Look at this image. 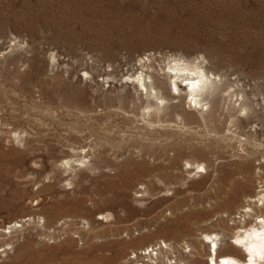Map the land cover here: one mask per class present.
<instances>
[{"label": "rangeland", "instance_id": "obj_1", "mask_svg": "<svg viewBox=\"0 0 264 264\" xmlns=\"http://www.w3.org/2000/svg\"><path fill=\"white\" fill-rule=\"evenodd\" d=\"M262 197L264 0H0V264H212Z\"/></svg>", "mask_w": 264, "mask_h": 264}, {"label": "bare ground", "instance_id": "obj_2", "mask_svg": "<svg viewBox=\"0 0 264 264\" xmlns=\"http://www.w3.org/2000/svg\"><path fill=\"white\" fill-rule=\"evenodd\" d=\"M147 66L146 68H152L150 64ZM142 67L144 68L145 66ZM168 68H169L168 74L174 79L172 84L173 85L172 90L174 91V93L178 94L179 92L183 91L186 94V98L189 99L190 103H192L195 107L201 105L202 100H200V98L205 96L208 97L211 94H213L212 96H214L213 84L209 82L210 77L208 75H205L203 73L204 71L200 70L197 65L194 66L188 64L185 65L182 62L174 61L172 62V64L168 66ZM125 70L128 75L125 79L124 82L125 84H129V85L135 84L136 86L143 88L147 92V95L149 97L152 96V87L147 86L146 84L147 81L145 82V75L142 74L141 68H140L141 71L139 73H136L137 69L134 70L135 71L134 73H132L133 72L132 67L129 68L128 70L127 69ZM128 72L129 73L131 72V74H129ZM179 79H182V81L178 82ZM243 110L245 111L246 108L244 107ZM250 171L251 169L249 168V166L243 167L240 173L242 175V178L244 179L249 178L248 176L251 173ZM263 199L264 197L260 198L261 201H263ZM251 225L253 226H250L251 228H249V230H244L243 234H239L231 242V248H234V250L231 249L230 251H226L224 252L223 256H220L218 258L214 257L215 260L212 259L214 260L212 261V264H264V217L263 216L257 217L256 220L253 222V224L251 223ZM217 239L219 240V238H217V235L215 234H207L204 235L203 237V240H206V243H208L209 245V256L211 255L210 252L212 248L211 245L215 247L214 253L218 249L217 248L218 243H216ZM148 250L149 247L143 249L142 251L143 255H146L147 254L146 251L148 252ZM152 250L153 248L149 251ZM231 256L238 257L239 260H237L238 258L236 259L235 257L233 258ZM178 264H183V263L179 261ZM190 264H200V260L194 259L190 262Z\"/></svg>", "mask_w": 264, "mask_h": 264}]
</instances>
